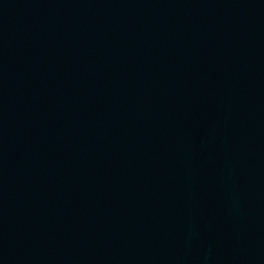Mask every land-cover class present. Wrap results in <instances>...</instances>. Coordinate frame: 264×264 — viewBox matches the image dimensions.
Returning <instances> with one entry per match:
<instances>
[{
  "label": "water",
  "instance_id": "obj_1",
  "mask_svg": "<svg viewBox=\"0 0 264 264\" xmlns=\"http://www.w3.org/2000/svg\"><path fill=\"white\" fill-rule=\"evenodd\" d=\"M0 264H264V0H0Z\"/></svg>",
  "mask_w": 264,
  "mask_h": 264
}]
</instances>
